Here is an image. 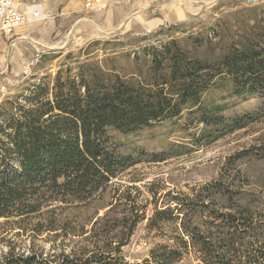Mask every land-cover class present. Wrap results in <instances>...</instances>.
<instances>
[{"label":"rangeland","instance_id":"rangeland-1","mask_svg":"<svg viewBox=\"0 0 264 264\" xmlns=\"http://www.w3.org/2000/svg\"><path fill=\"white\" fill-rule=\"evenodd\" d=\"M94 1L21 0L23 10L35 6L39 15L34 23L0 34L2 141L10 120L51 97L58 74L61 81L81 74L92 88L124 82L145 89L151 88L153 55L171 42L172 52L213 67L233 50L264 41V0H101L106 3L102 10L88 6ZM201 104L218 124L188 121L184 110L179 119L109 131L112 150L131 158L133 166L84 206L46 202L20 225V217L0 218V260L10 249L55 259L61 252L90 254L93 240H85L87 232L113 203L114 191L130 196L139 216H145L121 248L128 264L140 263L157 246L173 244L175 224L147 226L154 211L164 209L166 194L193 197L204 185L220 181L242 193L241 204L264 211V97L235 93L231 78L221 73ZM124 208L120 205L110 217L120 218ZM261 214L258 219H264ZM37 222L54 227L34 231ZM68 228L76 233L69 235ZM173 264L201 263L188 251Z\"/></svg>","mask_w":264,"mask_h":264},{"label":"trees","instance_id":"trees-1","mask_svg":"<svg viewBox=\"0 0 264 264\" xmlns=\"http://www.w3.org/2000/svg\"><path fill=\"white\" fill-rule=\"evenodd\" d=\"M170 46L174 42L153 55L151 88L135 89L124 82L92 88L81 74L65 81L58 74L49 99L10 120L6 141L0 139V218L20 217V225L43 203L84 206L100 196L134 164L112 150L109 131L130 132L179 119L184 110L188 121L218 124L201 96L221 73L231 78L235 93L264 97V41L233 50L213 67L172 52ZM228 189L216 181L193 197L166 194L164 209L155 210L147 226L175 224L173 244L155 247L134 264H173L188 251L201 264H264V219H258L264 211L241 204L242 193ZM113 198L87 232L85 240H93L90 254L61 252L55 259L10 249L0 264H128L121 248L145 216H139L130 196L114 191ZM120 205L127 207L122 216L110 217ZM44 227L54 226L37 222L33 229Z\"/></svg>","mask_w":264,"mask_h":264},{"label":"built area","instance_id":"built-area-1","mask_svg":"<svg viewBox=\"0 0 264 264\" xmlns=\"http://www.w3.org/2000/svg\"><path fill=\"white\" fill-rule=\"evenodd\" d=\"M89 4L88 6L96 7L98 10L106 7V3L101 0ZM20 5L21 0H0V34H9L28 22L37 20L39 15L37 7L29 6L25 11Z\"/></svg>","mask_w":264,"mask_h":264},{"label":"crops","instance_id":"crops-1","mask_svg":"<svg viewBox=\"0 0 264 264\" xmlns=\"http://www.w3.org/2000/svg\"><path fill=\"white\" fill-rule=\"evenodd\" d=\"M38 19V18H37ZM37 20H35V21H31V22H28L27 24H29V23H34V22H36ZM141 22H143V24H144V26L146 27L147 26V28H151V22H149V21H146V20H144L143 19V17H141ZM26 25V24H25ZM2 77H0V79H1Z\"/></svg>","mask_w":264,"mask_h":264},{"label":"bare ground","instance_id":"bare-ground-1","mask_svg":"<svg viewBox=\"0 0 264 264\" xmlns=\"http://www.w3.org/2000/svg\"><path fill=\"white\" fill-rule=\"evenodd\" d=\"M23 8V7H22Z\"/></svg>","mask_w":264,"mask_h":264}]
</instances>
